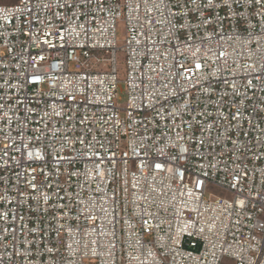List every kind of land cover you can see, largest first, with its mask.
I'll use <instances>...</instances> for the list:
<instances>
[{
    "label": "built area",
    "instance_id": "obj_1",
    "mask_svg": "<svg viewBox=\"0 0 264 264\" xmlns=\"http://www.w3.org/2000/svg\"><path fill=\"white\" fill-rule=\"evenodd\" d=\"M0 264H264V0L0 4Z\"/></svg>",
    "mask_w": 264,
    "mask_h": 264
},
{
    "label": "rangeland",
    "instance_id": "obj_2",
    "mask_svg": "<svg viewBox=\"0 0 264 264\" xmlns=\"http://www.w3.org/2000/svg\"><path fill=\"white\" fill-rule=\"evenodd\" d=\"M17 0H0V4L3 5H10L16 3ZM125 41V29L123 26H120L118 29V45L122 46ZM118 69L119 75L121 77L125 76V66H124V54H118ZM123 90V89H122ZM218 196H227V194L223 193L222 191L218 190L217 188L210 186L205 194V197L209 200L215 199Z\"/></svg>",
    "mask_w": 264,
    "mask_h": 264
}]
</instances>
